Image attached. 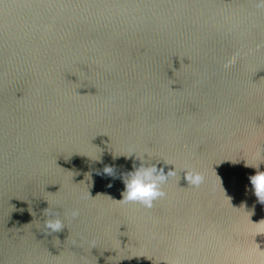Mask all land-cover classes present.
<instances>
[{"label":"water","instance_id":"water-1","mask_svg":"<svg viewBox=\"0 0 264 264\" xmlns=\"http://www.w3.org/2000/svg\"><path fill=\"white\" fill-rule=\"evenodd\" d=\"M145 156L177 174L123 204ZM257 171L259 0H0V264H264Z\"/></svg>","mask_w":264,"mask_h":264},{"label":"clouds","instance_id":"clouds-1","mask_svg":"<svg viewBox=\"0 0 264 264\" xmlns=\"http://www.w3.org/2000/svg\"><path fill=\"white\" fill-rule=\"evenodd\" d=\"M259 4L264 6V0H259ZM92 158V157H91ZM147 157L139 159V165L133 166L131 170L120 174L124 188L122 190V198L119 200L123 204L138 203L145 208L154 206L155 201L165 196L163 185L167 183L170 177L175 176L176 168H170L167 172L163 167H158V163H147ZM184 178L187 180L188 186L199 187L205 182V175L198 170H184ZM101 176L115 178L114 167L106 165L102 173H97ZM251 185L254 189V194L260 202H264V171H257L256 174L249 177ZM111 182L108 187H111ZM49 214V218L44 221V231L46 234L60 232L65 225L63 220L50 212L49 207L44 210ZM72 217H78L80 210L73 208L70 211ZM257 224V223H256ZM260 224V223H258Z\"/></svg>","mask_w":264,"mask_h":264}]
</instances>
